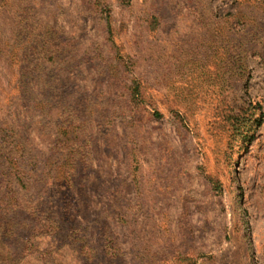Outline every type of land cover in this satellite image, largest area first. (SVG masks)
<instances>
[{"label":"rangeland","instance_id":"rangeland-1","mask_svg":"<svg viewBox=\"0 0 264 264\" xmlns=\"http://www.w3.org/2000/svg\"><path fill=\"white\" fill-rule=\"evenodd\" d=\"M0 122V264H264V0H0Z\"/></svg>","mask_w":264,"mask_h":264},{"label":"trees","instance_id":"trees-1","mask_svg":"<svg viewBox=\"0 0 264 264\" xmlns=\"http://www.w3.org/2000/svg\"><path fill=\"white\" fill-rule=\"evenodd\" d=\"M34 54L37 55V46L33 47ZM37 66V63L35 64ZM15 128L9 125H4L0 122V234H5L6 228L9 225V215L11 212L21 211V202L18 199L13 202H8L7 198L12 192L16 194L15 180L20 182L24 179H31L37 181V160L32 162L31 159H36L35 156H28L25 148L19 150L20 154L13 156V152L8 143L18 141L15 138ZM18 146V145H17ZM67 173V172H65ZM64 177V176H62ZM13 185V186H12ZM10 193V194H9ZM10 197H15L11 195ZM53 229L58 225L55 222L51 224ZM84 249V246L81 248ZM110 253V252H108Z\"/></svg>","mask_w":264,"mask_h":264}]
</instances>
